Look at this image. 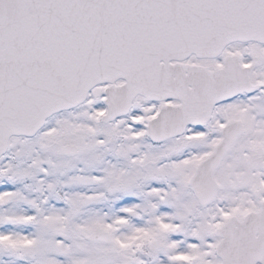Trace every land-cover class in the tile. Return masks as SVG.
I'll return each instance as SVG.
<instances>
[{"label":"snow or ice","instance_id":"1","mask_svg":"<svg viewBox=\"0 0 264 264\" xmlns=\"http://www.w3.org/2000/svg\"><path fill=\"white\" fill-rule=\"evenodd\" d=\"M0 264H264V0H0Z\"/></svg>","mask_w":264,"mask_h":264}]
</instances>
